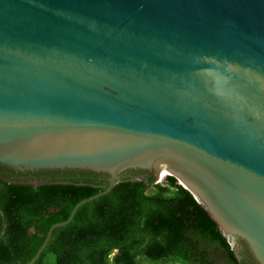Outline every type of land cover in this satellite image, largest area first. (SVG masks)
<instances>
[{"label":"water","instance_id":"1","mask_svg":"<svg viewBox=\"0 0 264 264\" xmlns=\"http://www.w3.org/2000/svg\"><path fill=\"white\" fill-rule=\"evenodd\" d=\"M0 165L109 177L28 264L131 170L264 264V0H0Z\"/></svg>","mask_w":264,"mask_h":264},{"label":"trees","instance_id":"2","mask_svg":"<svg viewBox=\"0 0 264 264\" xmlns=\"http://www.w3.org/2000/svg\"><path fill=\"white\" fill-rule=\"evenodd\" d=\"M0 172L18 182L0 177V264H28L51 226L109 183L108 175L87 170H42L47 179L35 187L21 173L1 165ZM144 173L140 181L130 179L140 173L121 177L110 194L80 207L33 264H244L175 178L151 185Z\"/></svg>","mask_w":264,"mask_h":264},{"label":"flooded vegetation","instance_id":"3","mask_svg":"<svg viewBox=\"0 0 264 264\" xmlns=\"http://www.w3.org/2000/svg\"><path fill=\"white\" fill-rule=\"evenodd\" d=\"M41 171H35V172H15V174L17 175L18 173H21L22 176H18L19 179H26V180H30V181H37L39 179H47L46 176H42L40 173ZM147 171H141V170H131L126 172L127 176H132L135 175L136 173H140V177L145 178V173ZM150 174V173H149ZM151 175V174H150ZM138 176V177H139ZM0 177L2 178V180L4 181H8L7 178H13V176H11L8 173H4V172H0ZM50 178V177H48ZM237 257L239 260L243 261L244 264H251V262H256L255 259L253 258V255L251 254L249 248L247 247V245L239 240L237 242Z\"/></svg>","mask_w":264,"mask_h":264}]
</instances>
